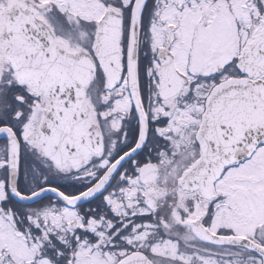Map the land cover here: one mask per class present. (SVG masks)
<instances>
[{"label":"snow or ice","instance_id":"obj_1","mask_svg":"<svg viewBox=\"0 0 264 264\" xmlns=\"http://www.w3.org/2000/svg\"><path fill=\"white\" fill-rule=\"evenodd\" d=\"M0 264H264V0H0Z\"/></svg>","mask_w":264,"mask_h":264}]
</instances>
